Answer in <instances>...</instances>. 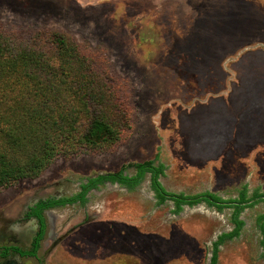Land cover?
<instances>
[{
    "label": "rangeland",
    "instance_id": "obj_1",
    "mask_svg": "<svg viewBox=\"0 0 264 264\" xmlns=\"http://www.w3.org/2000/svg\"><path fill=\"white\" fill-rule=\"evenodd\" d=\"M0 32L45 51L51 33L73 39L115 83L127 123L114 147L59 157L2 190L0 237L33 203L157 158L168 192L264 195V0H0ZM87 200L47 211L39 260L23 264H210L213 243L234 229L232 208L158 206L150 174L135 190L106 183ZM262 215L263 201L244 210L218 264H264Z\"/></svg>",
    "mask_w": 264,
    "mask_h": 264
},
{
    "label": "trees",
    "instance_id": "obj_2",
    "mask_svg": "<svg viewBox=\"0 0 264 264\" xmlns=\"http://www.w3.org/2000/svg\"><path fill=\"white\" fill-rule=\"evenodd\" d=\"M50 37L51 48L45 51L18 43L0 32V192L20 181L38 179L59 157L114 147L127 126L126 111L114 100L113 80L98 72L73 39L62 33H51ZM157 161L158 158L134 165L133 176L126 175L122 168L89 178L73 197L39 202L31 208L30 216L39 221L40 232L33 250L24 255L36 257L41 248L47 231L45 210L85 204L88 194L106 183L135 190L150 174L157 205L173 202L176 215L185 206L201 203L219 212L233 209L234 229L213 243L210 264H218L220 247L241 236L245 226L241 214L246 208L264 202V195L256 191L249 199L247 187L237 200L229 201L211 193L195 196L171 193L161 182L166 167ZM258 225L264 247V215L259 217Z\"/></svg>",
    "mask_w": 264,
    "mask_h": 264
},
{
    "label": "flooded vegetation",
    "instance_id": "obj_3",
    "mask_svg": "<svg viewBox=\"0 0 264 264\" xmlns=\"http://www.w3.org/2000/svg\"><path fill=\"white\" fill-rule=\"evenodd\" d=\"M51 199H56V198H51ZM57 199H60V198H57ZM47 200H50V199H47ZM47 200H39L36 203H33L31 206H28L27 212H25L24 215L21 216V218L18 221H16V223H12L11 225H9L5 235L3 234L2 237H0V264H23L24 260L26 259L39 260L38 254L36 257H33V256L24 255V253L31 252L33 250V246L35 245V240L38 237V234L40 232L39 221L36 218L30 216L31 208L35 207L37 204H39V202L47 201ZM47 211L49 210H45L43 212V216L45 220H46L45 213ZM46 224H47V220H46ZM22 225H32L33 228H35V233L29 236V238L26 239L23 243L17 244L16 242L18 240L17 238L18 236H17V233L15 232H18V231L25 232L26 229H29V228H25V229L21 228L20 230H18L17 226H22ZM46 234H47V231H46Z\"/></svg>",
    "mask_w": 264,
    "mask_h": 264
},
{
    "label": "water",
    "instance_id": "obj_4",
    "mask_svg": "<svg viewBox=\"0 0 264 264\" xmlns=\"http://www.w3.org/2000/svg\"><path fill=\"white\" fill-rule=\"evenodd\" d=\"M28 225H22V226H17V229L20 230L21 228L25 229L27 228ZM34 233H35V228H34ZM17 244H19L18 242H16Z\"/></svg>",
    "mask_w": 264,
    "mask_h": 264
},
{
    "label": "crops",
    "instance_id": "obj_5",
    "mask_svg": "<svg viewBox=\"0 0 264 264\" xmlns=\"http://www.w3.org/2000/svg\"><path fill=\"white\" fill-rule=\"evenodd\" d=\"M234 24H236L237 26H239V25H240V23H238V22H235Z\"/></svg>",
    "mask_w": 264,
    "mask_h": 264
}]
</instances>
